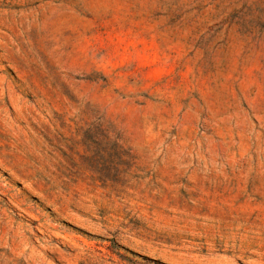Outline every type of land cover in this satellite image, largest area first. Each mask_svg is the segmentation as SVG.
Listing matches in <instances>:
<instances>
[{"label": "rangeland", "instance_id": "rangeland-1", "mask_svg": "<svg viewBox=\"0 0 264 264\" xmlns=\"http://www.w3.org/2000/svg\"><path fill=\"white\" fill-rule=\"evenodd\" d=\"M0 264H264V0H0Z\"/></svg>", "mask_w": 264, "mask_h": 264}]
</instances>
